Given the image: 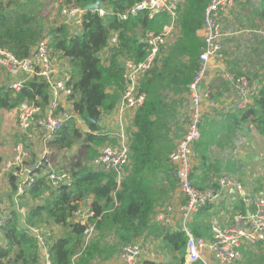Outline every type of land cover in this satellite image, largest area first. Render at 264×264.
<instances>
[{"label": "trees", "instance_id": "16d2710c", "mask_svg": "<svg viewBox=\"0 0 264 264\" xmlns=\"http://www.w3.org/2000/svg\"><path fill=\"white\" fill-rule=\"evenodd\" d=\"M45 1L0 0V47L17 59H24L42 39L48 38L53 54L67 60L76 97L74 110L87 123L88 130L81 132L72 124L64 125L49 142V147L56 152L77 146L79 155L74 154L73 161L68 163L71 185L50 188L39 175L18 197L20 201L26 200V224L60 229L59 234H51V230L46 237L51 264H91L96 258L107 259L119 253L127 243L144 245L148 239L156 242L157 249L169 253L170 260L167 263L146 260L144 264H185V233L166 229L151 219L155 205L167 200L176 185L168 154L175 145L177 106L181 103V95L188 91L198 66L202 40L197 31L202 26L208 0L182 1L174 23L176 36L165 44L153 67L139 82L145 100L135 113L136 130L131 135L126 172L119 182L114 172L99 170L86 163L88 155H96L95 148L113 141L101 131L98 123H88L87 118L98 122L103 114L114 109L123 89L122 60H142L146 50L141 39L148 31L160 32L168 24L169 15L160 13L150 19L146 12L139 11L121 20L116 13L125 12L139 0H101L111 7L114 15L100 17L86 11L80 26H69L58 21L61 18L59 6L56 8L58 19L45 14ZM95 1L64 0L63 4L85 8ZM257 22L264 23V0H245L233 23L248 27ZM114 32H117L119 42L116 47L109 48L105 63L97 54H102ZM255 49H250L251 53ZM214 90L217 93L214 96H219L220 90H226L225 83L216 82ZM170 93L177 98H170ZM22 101L32 102L44 110L49 102L46 84L35 77L14 92L0 83V109L12 110ZM241 123L251 124L259 135L264 136V83L250 107L221 115L213 122V127L215 131L227 129L226 135H235ZM201 130L195 145L199 165L194 169L195 173L200 170V174L193 173L195 178H192L196 185L211 181L210 186H215L216 181L209 174L220 173L222 166L226 172H235L237 163L209 159L210 139L203 127ZM8 178L14 194L16 176L10 174ZM13 194L11 207L4 210L13 214V220L0 225L4 238L0 243V264H42L39 244L23 229L20 216L15 214ZM90 196L91 209L97 219L94 235L85 241V226L73 222L72 218L79 203ZM29 199L31 204H28ZM214 210L213 205H207L194 215L190 226L195 236L209 237V221ZM262 244L258 243L257 247ZM260 248V255L244 252L249 264H264V246Z\"/></svg>", "mask_w": 264, "mask_h": 264}, {"label": "built area", "instance_id": "2783aa9c", "mask_svg": "<svg viewBox=\"0 0 264 264\" xmlns=\"http://www.w3.org/2000/svg\"><path fill=\"white\" fill-rule=\"evenodd\" d=\"M182 1L139 0L125 12L116 13L121 20L139 11L146 12L150 19L160 13H166L170 18L160 32L145 33L141 41L145 44L146 55L142 60H122L123 89L114 107L116 129L109 131L107 128L110 127L104 124L106 128L101 130L116 141L103 146L92 165L99 170L114 172L118 182L126 172L133 133L127 132L129 126L125 124L123 116L126 112L135 115L143 104L145 93L140 91L139 82L153 67L161 48L171 34ZM63 2L64 0H54V4L60 7L62 23L69 26H80L86 11L100 17L114 15L111 7L105 6L102 2L99 8L93 10L74 4L65 5ZM235 6L236 0H208L205 7L202 26L199 29L202 49L198 56V66L185 94V130L168 154V162L174 171L179 195L156 208L152 216L155 224L185 233V262L188 264L198 261L207 264L203 260L207 255H211L209 259L214 264H237L244 248L264 241V190L255 189L245 194L242 184L226 174H221L216 179L215 186L206 188H200L192 178L194 169L198 165L195 145L201 137L200 126L203 117L213 109L226 113L230 110L250 107L257 90L264 83V70L259 66L252 67L250 59L245 60L247 66L243 67L244 70L239 75L228 71L225 67L226 54L222 44L224 38L241 33L249 36L252 42L264 41V26L236 32L231 31L230 25L227 27L226 22L232 19ZM118 42L117 32L112 33L108 39V46L97 56L107 63L109 48L116 47ZM217 62L223 63L218 78L228 82V89L219 102L213 100V86L208 77L209 65ZM1 68L7 73L5 75L8 79L12 78L9 83L6 81V85L14 92H17L25 81L35 77L40 78L48 89L49 102L44 110H40L34 103L28 101H22L15 107L16 133L20 139L12 148L10 156L6 157L4 167L11 172L10 174L16 176L15 214L20 216L23 229L39 244L41 263L51 264L46 237L36 226L26 224L25 209L20 206L18 197L28 190L39 175L44 177L50 188L71 185L70 172L66 169L51 168L48 159L51 154L49 142L56 138V134L64 125H74L80 118L74 110L76 97L73 91L72 73L66 59L55 57L48 38L42 39L24 59H17L11 52L0 47ZM103 118H105L104 114L100 120ZM34 144L40 148L38 153L33 150ZM90 202L91 196L81 201L72 218L73 222L85 226L83 234L85 241L92 237L97 219ZM237 203H240V209L235 210ZM207 205H213L214 208H219L220 212L223 211L221 213L223 221L211 217L210 237L195 236L191 232L190 224L198 210ZM223 205L231 211L235 210L232 217L227 214L230 210H223ZM4 210L7 208L0 204V225L13 220V214ZM144 252L145 248L140 242L127 243L121 247L118 264H138Z\"/></svg>", "mask_w": 264, "mask_h": 264}, {"label": "rangeland", "instance_id": "374dc122", "mask_svg": "<svg viewBox=\"0 0 264 264\" xmlns=\"http://www.w3.org/2000/svg\"><path fill=\"white\" fill-rule=\"evenodd\" d=\"M244 1V0H243ZM45 14H48L51 18H57V10L58 8L54 4V0H47L45 1ZM238 0L236 1V6L234 10L232 11L233 17L235 19V16L239 10L238 7ZM60 14V13H59ZM61 18L58 19L60 22ZM232 19H229L227 21V27L230 25L231 31H235L236 29L234 26L231 24ZM237 25V24H236ZM239 26V25H238ZM247 28V27H246ZM177 34V29L176 26H174L173 30L171 31V34L168 36L165 44H168ZM164 46L161 48V50L165 47ZM224 50L227 54H234L236 57H240L243 60L250 59L251 61V66L252 67H261L264 70V41L259 40L256 43H253L252 40L250 39L249 36L245 34H234L231 37L224 38L222 41ZM256 44L259 46L256 47ZM256 48L255 51L251 53L250 49ZM104 54V52H103ZM57 59H60L58 55H55ZM243 64L242 66L246 67L247 64L245 62H241ZM3 68V67H2ZM0 69V83L1 84H6V81L9 83L12 78L6 77L5 74H7L3 69ZM216 91L213 89V100L215 102H219L221 97L214 96ZM184 99L181 100V103L178 104L177 107V124H176V132L175 136L177 137L175 141L176 142L181 138V136L184 133L185 126H186V110H185V105L183 104ZM216 110V109H215ZM214 111V110H213ZM211 112L213 114H217L216 112ZM220 111V110H218ZM210 113V114H211ZM219 118V117H217ZM215 121L214 118H210L209 116H204L200 128V134L202 132V127L204 125V128L206 132L208 133L209 139L213 140L211 142L209 140L208 142V157H218L219 161H233L237 163V171L235 172H221L217 174L216 176L220 174H226L229 178H232L242 184V187L245 191V194L249 193L252 190L255 189H261L264 190V136H261L257 133L256 130L252 127L251 124L249 123H241L244 124L246 130H243L241 127V124L238 126L239 128L236 129L237 132L235 135L227 134V129H221L219 128L218 130L215 131V128L213 127V122ZM16 110L15 108L12 110H4L0 109V204L4 208H10L11 207V198H12V185L9 182V175L10 171L6 170L4 167L6 157L10 156L12 148L14 147L15 143L20 139L18 134L16 133ZM98 125L104 130L106 126L102 123V120H99ZM75 128H77L81 132H85L88 130L87 123L78 118V121H76L73 125ZM107 130L110 131V128H107ZM129 127H127V132H129ZM226 135V136H225ZM220 143L218 141L220 139ZM112 143H114L116 140L113 138ZM199 141V140H198ZM106 145V144H105ZM103 145V146H105ZM174 145V147H175ZM103 146L95 148L96 150V155L90 154L87 156V161L86 163L92 166L97 159L101 149ZM38 153L39 151V146L37 144L33 145V150ZM50 156H49V163L50 167L53 169H67L68 170V163L70 161H73L72 156L75 154L76 156L79 155V152L77 151V146H74L73 148L69 150H63L56 152L53 148H50ZM212 161H216V159H211ZM221 162V163H223ZM220 165L222 166V164ZM127 167V166H126ZM126 171V168H125ZM194 173V172H193ZM174 190H172L171 197L170 198H175L177 197L178 190L176 185H174ZM15 196V193L13 194V197ZM25 202L26 200H21L20 205H22L25 209ZM32 200L29 199L28 204H31ZM164 204V203H163ZM39 228L40 232L47 237L51 230V234H59L60 229L56 226H36ZM94 233L92 234V236ZM2 234L0 233V243H3L1 241ZM92 238V237H91ZM263 244L261 246H258L257 244L254 245H249L246 248L242 250V257L239 260L237 264H249L247 262V259H245L244 256V251L245 252H253L256 255H260L261 253V248L264 246V241H262ZM261 242V243H262ZM146 243V242H145ZM148 249L147 253L151 251V246L149 243H146ZM162 254V253H161ZM145 255V254H144ZM99 259V258H98ZM94 260L91 264H101L103 263L98 260ZM142 258L139 260L138 264H141ZM253 264V263H251ZM256 264V263H254Z\"/></svg>", "mask_w": 264, "mask_h": 264}, {"label": "crops", "instance_id": "0c3cea01", "mask_svg": "<svg viewBox=\"0 0 264 264\" xmlns=\"http://www.w3.org/2000/svg\"><path fill=\"white\" fill-rule=\"evenodd\" d=\"M237 1V0H236ZM245 1V0H244ZM243 0H238V2H239V4H238V7L240 8L241 7V4H243V2H244ZM234 21V17H233V14H232V20H231V22H233ZM233 26H234V28L236 29L235 30V32L236 31H239V30H243V29H251V28H257V27H260V26H264V23H262V22H257V25H255V26H248L247 28L246 27H241V26H238V25H236V24H234V23H231ZM231 28V27H230ZM177 29V28H176ZM197 34H198V36H200V32H199V30L197 31ZM238 34V33H237ZM234 35V34H233ZM231 37V36H230ZM253 43H256V42H253ZM256 47H258L257 46V44H256ZM225 54H226V52H225ZM241 62H245L246 63V61L245 60H243L242 58H240V57H236V55H234V54H227L226 55V59H225V67L227 68V70L228 71H230V72H232V73H234V74H236V75H239V74H241L242 72H243V70H244V66H242L243 64H241ZM250 63H251V61H250ZM221 67H223V63H221V62H217L216 64H210L209 65V79L211 80V83H212V86H213V89H214V86H215V84H216V82H224L225 83V85H226V90L228 89V82L225 80V79H220V78H218V74H220V71H221ZM226 90H220L221 91V94L218 96V97H221L222 98V96L225 94V92H226ZM186 93V92H185ZM185 93H184V95H181V97H182V99H184V101H185ZM169 97L170 98H177V97H174V95L172 94V93H170L169 94ZM118 102V101H117ZM184 104V103H183ZM178 107V106H177ZM214 110V111H213ZM213 110H211V112L213 111V112H216L217 111V114L215 115V114H213V113H211V112H209L208 113V115H206V116H209L210 115V118L212 119V118H214L215 120H218L219 118H217V117H220L221 115H224V114H226V113H231V112H235V111H239V110H230V111H228V112H226V113H223V112H221V111H218L217 109L215 110V109H213ZM211 113V114H210ZM104 117L105 118H103L102 120H103V124H105V125H108L109 127H110V129H112V130H115L116 129V123L114 122V121H116V113H115V109L113 110H111L110 112H108V113H106V114H104ZM134 117H135V115L134 114H132V113H130V112H126L125 114H124V116H123V118H124V120H125V124H127L129 127H130V131L131 132H134L135 130H136V127H135V125H134ZM177 123V122H176ZM115 127V128H114ZM203 128H204V126H203ZM102 129V128H101ZM205 129V128H204ZM173 131H174V127H173ZM176 139H177V137L174 139L175 141H176ZM218 139V138H217ZM174 141V142H175ZM208 154V153H207ZM209 159H216V160H219V158L218 157H215V158H212L211 156L209 157ZM199 165V164H198ZM197 165V166H198ZM199 168V167H198ZM197 169V168H196ZM223 169H224V166H222L221 167V170H220V173L221 172H224L223 171ZM195 173V172H194ZM196 175H199L200 174V170H197L196 171V173H195ZM217 174H219V173H217ZM217 174H209V176L210 177H213L214 179H215V181H216V179L221 175H218V176H216ZM216 177H215V176ZM193 178H195V176H194V174H193ZM196 183H197V181H195ZM199 185V187L200 188H206V187H209L210 186V184H211V181H205L204 183H198ZM171 193L169 194V197H168V199L167 200H165V201H163V202H160V203H158L157 205H155V207H154V210L156 209V208H158V207H160V206H163L164 204H166L171 198ZM164 203V204H163ZM223 203H224V201H223ZM19 204H20V200H19ZM20 206H22V205H20ZM23 207V206H22ZM24 208V207H23ZM219 208H215V210L213 211V215H212V217H216V218H218L220 221H223V216L221 215V213L223 212V211H219L218 210ZM226 209H228V210H230L227 214H229L230 215V217H232L233 215H234V211L235 210H238V209H240V203H237L236 204V207H235V210H233V211H231V209L230 208H228L226 205H223V210H226ZM222 210V209H221ZM154 213V212H153ZM151 221L154 223V221L151 219ZM1 233V232H0ZM210 235H211V233H210V224H209V237H210ZM1 241L2 242H4V238H3V236H2V238H1ZM144 242H146V243H149V245L151 246V251L149 252V254L147 253V249H148V247H147V245H146V243H144ZM143 243H144V245H142L143 246V248H145V252H144V254L142 255V261H141V264H144V262L146 261V260H152V261H154V262H156V263H161V262H163V263H167V262H169V260H170V258H169V256H170V254L169 253H167L166 251H162V250H159V249H157V246L155 245L156 244V242H154L152 239L150 240V239H148L147 241H144ZM142 244V243H141ZM162 253V254H161ZM118 252L117 253H115V254H113L111 257H109V258H107V259H102V260H100V261H102L103 263H101V264H118ZM211 257V255H207L206 256V258H204L203 260L205 261V262H207V264H214L209 258ZM140 258V259H141ZM96 259H98V258H96ZM95 259V260H96ZM100 259V258H99ZM98 259V260H99ZM207 260V261H206ZM203 261V262H204ZM204 262V263H205ZM185 264H188V263H186L185 262ZM206 264V263H205Z\"/></svg>", "mask_w": 264, "mask_h": 264}, {"label": "water", "instance_id": "95a60500", "mask_svg": "<svg viewBox=\"0 0 264 264\" xmlns=\"http://www.w3.org/2000/svg\"><path fill=\"white\" fill-rule=\"evenodd\" d=\"M100 5H101V0H96L95 2H92V3L88 4V5L86 6V8H87L88 10H93V9H97V8H99ZM97 55H98V54H97ZM121 66H123V62H121ZM87 122H88V123H94V124H95V123L97 122V120H96V119L87 118ZM241 127H242L243 130H246L244 124H241ZM0 220H1V218H0Z\"/></svg>", "mask_w": 264, "mask_h": 264}]
</instances>
